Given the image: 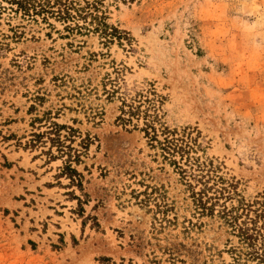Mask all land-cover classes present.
<instances>
[{"label": "rangeland", "instance_id": "374dc122", "mask_svg": "<svg viewBox=\"0 0 264 264\" xmlns=\"http://www.w3.org/2000/svg\"><path fill=\"white\" fill-rule=\"evenodd\" d=\"M0 264H264V0H0Z\"/></svg>", "mask_w": 264, "mask_h": 264}, {"label": "trees", "instance_id": "16d2710c", "mask_svg": "<svg viewBox=\"0 0 264 264\" xmlns=\"http://www.w3.org/2000/svg\"><path fill=\"white\" fill-rule=\"evenodd\" d=\"M129 107H132L131 104H127ZM47 122L46 130L44 131H38V132H33L31 135L32 137L30 140L27 141V145L29 147H38L41 145H45L46 141H49L50 145L48 150L46 151L47 154H50L52 156V147L54 146L56 149L57 154L59 156H66V165H65V170L67 174L72 175V172L74 171L73 168L70 166V158L72 157L71 154V142L73 141V137L75 136L76 130L69 127L65 126L62 124H58L52 120H49V118H45ZM33 122H40L41 119L34 118L32 120ZM66 128L67 132L66 134H61V130ZM43 137H46V140H43ZM67 140L70 143H67ZM82 143L84 145L87 144L86 139H82ZM203 192V191H201Z\"/></svg>", "mask_w": 264, "mask_h": 264}]
</instances>
